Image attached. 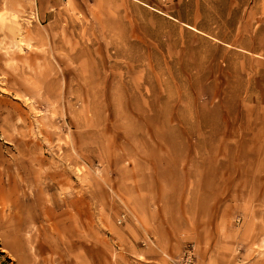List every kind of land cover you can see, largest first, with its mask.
Returning a JSON list of instances; mask_svg holds the SVG:
<instances>
[{"label": "rangeland", "instance_id": "obj_1", "mask_svg": "<svg viewBox=\"0 0 264 264\" xmlns=\"http://www.w3.org/2000/svg\"><path fill=\"white\" fill-rule=\"evenodd\" d=\"M188 248L264 264V0H0V264Z\"/></svg>", "mask_w": 264, "mask_h": 264}, {"label": "built area", "instance_id": "obj_2", "mask_svg": "<svg viewBox=\"0 0 264 264\" xmlns=\"http://www.w3.org/2000/svg\"><path fill=\"white\" fill-rule=\"evenodd\" d=\"M124 216H122L123 218ZM122 218L119 220V222L122 221ZM174 264H194L193 260V248H188L185 250L184 254L174 262Z\"/></svg>", "mask_w": 264, "mask_h": 264}, {"label": "bare ground", "instance_id": "obj_3", "mask_svg": "<svg viewBox=\"0 0 264 264\" xmlns=\"http://www.w3.org/2000/svg\"><path fill=\"white\" fill-rule=\"evenodd\" d=\"M20 217H21V216H20ZM16 218H17V217H16ZM16 218H15V219H16ZM19 221H20V220H19ZM20 222H21V221H20Z\"/></svg>", "mask_w": 264, "mask_h": 264}]
</instances>
